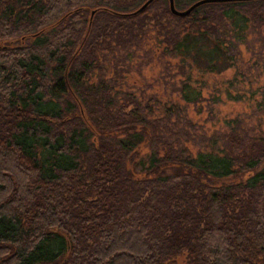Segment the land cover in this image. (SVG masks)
<instances>
[{
	"label": "trees",
	"instance_id": "1",
	"mask_svg": "<svg viewBox=\"0 0 264 264\" xmlns=\"http://www.w3.org/2000/svg\"><path fill=\"white\" fill-rule=\"evenodd\" d=\"M145 1L0 0V264H264V132L196 148L163 121L264 0ZM140 49L187 71L159 118Z\"/></svg>",
	"mask_w": 264,
	"mask_h": 264
},
{
	"label": "rangeland",
	"instance_id": "2",
	"mask_svg": "<svg viewBox=\"0 0 264 264\" xmlns=\"http://www.w3.org/2000/svg\"><path fill=\"white\" fill-rule=\"evenodd\" d=\"M138 53L141 59L136 61L141 60L142 70L135 71L134 77L143 98L153 105L155 116H163L165 106L174 102L183 105L178 87L187 71L179 70L175 61L167 65L165 58L151 59V53L143 49ZM236 53L235 64L222 72L193 71L201 79L197 82L200 99L182 109L178 118L163 120L175 131L174 136L196 148H208L214 141L220 145L235 125L229 122L232 119L237 121V131L250 135L264 132V28L251 24ZM173 264L188 263L180 257Z\"/></svg>",
	"mask_w": 264,
	"mask_h": 264
},
{
	"label": "water",
	"instance_id": "3",
	"mask_svg": "<svg viewBox=\"0 0 264 264\" xmlns=\"http://www.w3.org/2000/svg\"><path fill=\"white\" fill-rule=\"evenodd\" d=\"M150 1L151 0L145 1V3L140 8H143L144 6H146ZM209 1H214V0H197L194 3H192L185 10H178L175 7V5H174V0H169V6H170V9H171L172 13H174L176 15H185V14L189 13L194 7L198 6L199 4H202V3H205V2H209Z\"/></svg>",
	"mask_w": 264,
	"mask_h": 264
}]
</instances>
